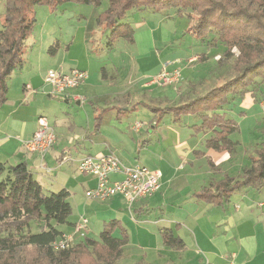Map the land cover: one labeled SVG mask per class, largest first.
<instances>
[{
    "label": "crops",
    "instance_id": "1",
    "mask_svg": "<svg viewBox=\"0 0 264 264\" xmlns=\"http://www.w3.org/2000/svg\"><path fill=\"white\" fill-rule=\"evenodd\" d=\"M140 12L141 22L148 27H145L143 36L133 35L131 44L141 49L133 60V68L128 69L129 71L122 70L125 62L121 66L112 64L110 71L112 75L104 70L100 79L96 81L93 78L92 81L88 71V52L85 51L86 62L81 64L80 60L71 56L72 39L66 42L55 39L48 45V52L51 46L57 45L53 53L49 52L57 66L54 68L63 72L79 69L86 73L85 79L77 87L68 89L65 93H57L62 94L67 103L73 102L76 105L75 109H71L73 113L67 123L68 130L62 135L55 132L57 127L55 120L49 123L48 113H42L40 109L34 110L31 119L23 116V112L28 113L31 107L34 108L32 99L39 90L47 98H53L56 94L51 85L38 75L39 72L28 74L25 67H29L32 61H24L11 72L6 79L8 89L5 100L0 103V133L8 134L4 137L0 135V162L7 164L25 162L45 191L64 188L69 193L70 203L69 197L75 195L74 191L83 189L85 192L96 184L94 176L83 174L77 168L84 156L111 153L122 163L133 165L137 163L126 162L123 158L133 157L134 154L143 151V148H153L156 144L160 146L159 152L151 150L149 153L157 155L158 165L147 167L161 171L160 187L156 192L135 200L131 205L128 204V209L133 208L132 211L136 215H132L131 218L140 223L136 226L134 245L143 253L133 263L264 264V189L242 188L233 192L221 205L208 203L195 196V193L223 179L224 176L235 180L242 177L244 167L237 162L240 168L235 173L233 162L231 161L233 165L228 163L230 161L228 158L236 152L235 149L228 151L208 147L207 152L202 150L199 143L205 142L211 134L208 130L198 131L192 128V125H199L198 118L193 117L195 121L191 124L189 122L193 119H187L189 122L185 121L184 124L182 119L188 115L176 120L170 115V121L162 124L163 116L157 121L155 112L150 111L152 114L148 115L129 110L136 103H140L141 106L135 111L141 112L144 106L163 108L186 101L189 96L187 91L177 95L170 86H146V82L164 68L172 69L175 66H180L181 77L188 79L187 81H198L196 77H192L196 70L188 68L186 59L190 58L192 62L199 53H204L207 57L212 50L208 45L206 52L197 51L198 42L187 32L190 23V15L187 12L180 14L176 9ZM133 28L135 33L137 27ZM98 48L97 44L96 49ZM224 50L225 47L222 46L221 52ZM219 57L218 55L216 58ZM177 61H180V64ZM23 71L26 74H23ZM93 86H100L101 90L99 87L93 89ZM28 99L31 105L26 103ZM84 100L90 102L92 111L82 107ZM122 111L126 115L122 116ZM53 114L55 116V113ZM38 116H45L55 133V143L43 157L26 151L22 146V141L29 139L35 131ZM134 120L142 122L138 129H134L136 123ZM231 140L235 142V138ZM250 165L251 161L247 167ZM120 178V174L110 175L111 180ZM99 201L107 203L100 213L102 217L96 222L100 224L99 233L104 222L113 219L118 220L121 228L127 233V243L120 256L124 261V249L131 241L123 219L125 214L123 203L127 202L119 194ZM80 204L82 200L77 206L80 219L86 218L89 224L90 220L85 215L87 209ZM151 212L155 214L152 219L151 216H145ZM136 217L141 218V222ZM147 222L151 226L141 225ZM76 223L78 222L74 221L70 224L74 226ZM164 229L171 230L182 244L178 246L165 244L162 239ZM89 230L85 232V236H89ZM62 232L70 234L71 230ZM113 235L120 237L121 231L115 229ZM97 238L98 236L95 237ZM80 239L82 238L79 234H76L74 240ZM169 253H175L176 257L171 258Z\"/></svg>",
    "mask_w": 264,
    "mask_h": 264
},
{
    "label": "trees",
    "instance_id": "2",
    "mask_svg": "<svg viewBox=\"0 0 264 264\" xmlns=\"http://www.w3.org/2000/svg\"><path fill=\"white\" fill-rule=\"evenodd\" d=\"M0 1H4L5 6L0 29L2 103L8 89L7 77L23 63L25 40L35 23V5L47 4L54 11L60 3L73 1L98 7L103 0ZM163 9H176L180 14L187 12L190 15L189 34L208 41V44L213 42L211 39L217 40L215 45L222 44L225 58L234 57L232 74L227 80L215 83L184 102L163 108L147 107L157 113V119L164 115H171L175 120L183 115H196L200 122L199 125H192V128L208 130L211 134L205 139V146L232 151L235 142L230 136L238 130V125L223 113V108L244 97L256 78L261 77L264 81V0H107V6L97 16L100 34L105 37V45L100 42L98 49L102 50L103 46L111 48L118 37L133 42L134 28L130 22L123 21L128 11L159 12ZM56 46H51L49 52L53 53ZM139 106L141 104L136 103L129 110H136ZM246 187L264 189V139L255 148L251 165L244 169L240 179L224 176L210 187L195 193V196L221 205L233 192ZM68 196L64 188L45 191L25 162H0V259L17 250L33 247L47 264H68L73 255L84 251L90 253L88 264H114L120 258L128 238L116 219L104 222L97 239L84 235L73 245L75 247H53L54 242L64 234L57 226L68 223V216L72 212ZM33 220L41 222V231L28 230ZM115 229L121 231L120 237L113 235ZM162 239L167 245L182 244L169 229L162 231Z\"/></svg>",
    "mask_w": 264,
    "mask_h": 264
},
{
    "label": "rangeland",
    "instance_id": "3",
    "mask_svg": "<svg viewBox=\"0 0 264 264\" xmlns=\"http://www.w3.org/2000/svg\"><path fill=\"white\" fill-rule=\"evenodd\" d=\"M106 6L107 0H103L98 7L73 1L60 3L57 4V7L54 11H52L50 6L47 4L35 5V23L33 25L31 34L25 40V52L22 55L23 62L27 60L32 61L29 64V67H25L26 69H28V74L32 75L33 73L39 72L38 75L44 78L48 70H59L57 68H54L57 66H55V60L52 59L53 55L49 54V52L47 51L49 47L48 45L55 41V39H59L63 42L72 39L73 44H71L70 46L71 56L77 58L78 61L80 60L81 64L86 62L85 51L88 52V71L90 72L92 81L93 78L96 81L97 79H100L101 74L104 70L111 74L110 71L112 70L113 65L117 66L120 64L121 66L123 62H125L126 65H123L122 70L133 68V60L140 53L141 48L134 44H131L132 42L126 41L122 37H118L115 39L111 48L108 49L103 46V49L100 51L99 49H96L97 44H99L100 42L101 44L105 45V37L101 36L100 34L101 28L98 25L97 16ZM4 11V1H0V29L2 28L1 19L4 17ZM80 14H82V16H80ZM127 14L128 15L123 21L130 22L132 27H137L135 28L134 35H136L137 37L143 36V32L146 31L145 27L148 26L144 25L143 22H141V12L131 10L128 11ZM136 24L143 25L138 27L136 26ZM208 36L210 37L211 35L209 34ZM194 38L196 39L194 40L198 42V47L196 48L198 52H206L209 47L208 45H210L213 50L208 53L207 57L204 53H199L197 58H195L192 62H190V58H185L188 68L193 71L196 70L192 77H196V80L198 81H187L188 79L181 77L178 83L172 85L157 84V87L170 86L174 88V93L177 92V95H179L180 92H183L184 94V91H187V94H189V96H187V99H189L195 94L203 93L207 89L211 88L215 83H221L222 81L227 80L231 76V65L234 61V57L230 59L225 58L224 52H221V48L223 45L217 43V45H215L214 43L217 42V40L211 39V37L210 39L213 42H210V44H208V41L206 40L197 37ZM218 55L220 57L216 58L218 57ZM23 74H26L25 71H23ZM190 74L192 75L193 73L190 72ZM108 80L105 81L106 84L108 83ZM125 81L126 80H124V82ZM98 87L101 90L100 86H93L92 88L97 89ZM12 91L13 90L11 88V92ZM32 100L34 102V108L31 107L28 113L23 112L24 118L28 117V119H31L34 110L37 108L38 110L40 109L42 113H48V116L50 117L49 123L55 120L57 126L55 132L58 135H62L67 132V123L70 121L71 113H73V110L71 109L76 108V105L73 102H71L70 104L67 103L62 97V94L57 93L55 94V97L47 98L46 95H44L40 90L38 91V94L34 95V98ZM83 102L85 103L82 107H84L87 111L93 110L90 102H86L85 100ZM26 103L31 105L30 99H28ZM141 109V112L133 110V113H146L148 115L152 114L150 112L151 110L146 106L142 107ZM81 112L84 115V111L82 110ZM53 113H55V116ZM223 113L229 115L238 124V130L233 134V136H230V138H235L234 149L236 152L233 153L232 157L228 158L230 160L228 163L231 165L234 164L233 166L235 173L238 171V168H240L237 166V162H239L238 164L240 166L242 165L244 167V171V169L249 165L251 157L254 155L255 148H257L261 140L264 139V81L261 79V77L255 79L253 84L249 87L248 93L244 97L238 98L237 101L230 103L228 107H224ZM121 114L122 116L126 115L124 111H122ZM193 117L197 119L196 115H188L187 118L182 119V123L186 124L185 121L189 122V120L187 119H193ZM170 118V115H164L162 117L163 120L161 123H167L168 121H170ZM156 120L159 121L161 119ZM194 121L195 120L193 119L189 123L191 124ZM140 123L142 124V122ZM160 126L161 125L158 124V127ZM179 126L181 127V124H179ZM182 128H184V125ZM0 135L4 137L8 134L2 132L0 133ZM204 143L205 142L202 141L201 143H199V145L202 150L207 152L208 147H206ZM140 149L141 147L139 148V151ZM159 149L160 146L158 147L155 144L153 148H143V151H140L139 154L136 153L133 157H127L123 159L126 162L135 161L138 164H143L152 168L154 165H158L156 162V159L158 160V157L154 154L151 155L149 152L151 150L159 152ZM231 161L233 162V164ZM224 164H226V162ZM211 184L207 187H210ZM74 194L75 195H70L69 197L72 206V212L67 219L69 223L59 224L58 228L62 231L71 230V233L75 234L73 226L70 223L74 221H81L79 212L77 211V206L79 201L82 200V204H80V206H85V208L87 209L85 215L90 220L87 229H90L88 235L89 237L95 238L99 235L100 231L98 230L100 229V224H96V222H99L98 220H100V218L102 217L100 216V213L103 211L107 203L88 198L85 195L83 189L74 191ZM90 204L92 205L90 206ZM123 204V213H125L123 214L125 224L124 227L129 232L128 234L129 236H131V241L124 249V261L119 258L114 264H134V261H137L143 255V253L134 245L136 238L135 232L137 230L136 226L140 223H137L136 220L131 218L132 215L136 216L132 211L133 208L128 209V203L124 202ZM145 216H151L152 219V216H155V214L154 212H151L149 214H146ZM136 218L139 219V222H141V218ZM149 224L150 223L147 222L141 225L146 227ZM149 226H151V224ZM42 228L43 227L41 226L40 221L33 220L30 222V227L28 228V230L30 232H35L41 231ZM84 235H81L80 237L83 239ZM78 241L74 240L70 246H73ZM141 242L143 243L144 239H142ZM168 255L171 258L176 257L175 253H169ZM90 258L91 257L89 252H80L73 255L68 264H88L90 263ZM40 262H42L43 264L48 263L42 257H39L33 247H28L20 251L17 250L14 253L4 255L0 259V263L6 264H40Z\"/></svg>",
    "mask_w": 264,
    "mask_h": 264
},
{
    "label": "built area",
    "instance_id": "4",
    "mask_svg": "<svg viewBox=\"0 0 264 264\" xmlns=\"http://www.w3.org/2000/svg\"><path fill=\"white\" fill-rule=\"evenodd\" d=\"M180 64V61H177ZM86 77L83 70L71 69L68 72L50 69L44 81L51 85L54 92L65 93L68 89L77 87ZM181 78L180 66L172 69L164 68L160 73L150 77L146 86L157 84H175ZM141 126L140 122L134 124V129ZM55 133L45 116H38L37 127L29 139L22 141L23 148L30 153H37L42 157L53 147ZM79 172L94 176L96 184L85 191V195L94 200H104L116 194L122 195L131 205L135 200L156 192L160 187L161 171L151 169L142 164L126 165L114 154L108 153L99 156H84L78 163ZM111 174H120L121 178L111 180ZM74 233L63 234L54 242L55 249L69 247L76 234L84 235L88 229V221L82 218L74 224Z\"/></svg>",
    "mask_w": 264,
    "mask_h": 264
}]
</instances>
